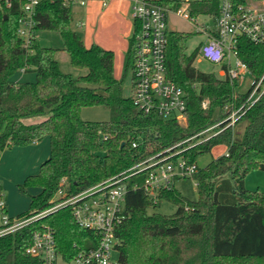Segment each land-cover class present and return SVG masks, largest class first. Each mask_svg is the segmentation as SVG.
Listing matches in <instances>:
<instances>
[{"label": "trees", "instance_id": "trees-1", "mask_svg": "<svg viewBox=\"0 0 264 264\" xmlns=\"http://www.w3.org/2000/svg\"><path fill=\"white\" fill-rule=\"evenodd\" d=\"M157 1L175 9L185 2L190 16H212L215 22L220 13V0ZM233 1L239 7L250 0ZM20 15V1L0 9V153L48 138L49 155L35 174L18 185L24 192L31 187L39 191L29 195L28 209L17 216L49 208L61 187L69 194L77 193L195 135L226 117V106H244L245 113L235 125L181 154L196 162L217 146H224L228 153L199 167L194 175L196 200L173 187L161 189L154 204L145 189H129L127 216L115 234L119 258L125 264H264V192L246 187L251 171L264 170V93L256 102H247L253 86L241 93L237 81L199 69L194 64L199 48L187 52L191 34L169 30L167 76L186 93V122L143 114L124 95L122 78L113 74V51L94 43L85 46L73 28L71 0H39L30 52L17 33ZM39 30L58 33L63 42L60 50L67 53L69 64L84 72L74 77L62 70L56 58L59 49L41 45L36 36ZM137 35L134 22L125 69L132 67ZM236 50L255 80L261 79L264 42L240 36ZM21 67L24 72L33 71L35 80H13ZM93 106L107 108L108 119H83L81 110ZM132 140L138 141L136 148L131 147ZM143 178L145 174H140L133 180L140 183ZM164 200L177 206L173 214L160 212ZM46 227L53 231L56 247L65 258L98 242L96 232L79 226L70 208L62 207L0 235V264H41L27 248L33 232Z\"/></svg>", "mask_w": 264, "mask_h": 264}, {"label": "built area", "instance_id": "built-area-1", "mask_svg": "<svg viewBox=\"0 0 264 264\" xmlns=\"http://www.w3.org/2000/svg\"><path fill=\"white\" fill-rule=\"evenodd\" d=\"M13 0H0V9L9 7ZM21 2V15L17 33L23 46L28 49L35 34L34 11L39 0H16ZM130 14L138 26V44L131 71V102L143 114L156 113L165 120L186 122L187 97L180 85L167 76L166 52L168 46L170 7L157 0H129ZM255 5L236 7L233 0H220V13L215 28L208 23L200 30L207 38L197 47L198 57L219 66L218 76L238 82L249 71L247 64L238 56L237 42L245 36L255 43L264 42V0ZM81 4L85 0L80 1ZM105 3V0H103ZM176 13L186 19L190 14L180 7ZM196 47V48H197ZM30 52L31 50L28 49ZM21 72L25 67L20 68ZM247 102L254 103L264 93V76L253 82ZM208 101L203 102V107ZM223 119L210 124L195 135L176 143L164 151L149 155L127 169L109 176L95 185L77 193L69 194L63 187L55 194L56 201L47 209L30 216H10L5 209L0 188V235L14 232L39 217L62 207H69L75 222L98 234L97 244L89 250H80L65 258L56 247L53 231L46 227L35 230L27 253L40 259L41 264H125L119 258V239L115 232L127 216L126 195L129 189H145L153 203H158L161 189H172L176 180L194 178L199 170L196 162L181 154L197 144L206 142L235 125L245 113L244 106L229 108ZM139 142H142L141 137ZM138 146L137 140L131 147ZM226 154L227 151L225 152ZM145 174L142 182L134 177ZM61 179V183L64 182ZM131 180V182H130ZM118 253L114 258L112 252Z\"/></svg>", "mask_w": 264, "mask_h": 264}, {"label": "rangeland", "instance_id": "rangeland-1", "mask_svg": "<svg viewBox=\"0 0 264 264\" xmlns=\"http://www.w3.org/2000/svg\"><path fill=\"white\" fill-rule=\"evenodd\" d=\"M80 0H74L71 5V14L73 17L72 26L75 30H77L83 40V35L85 32V28H80L76 25L78 20H84L86 15V7L80 5ZM103 2V0H99ZM109 0H105L108 2ZM187 1V0H184ZM257 0H250L249 4L255 5ZM183 8L186 7V3L182 2ZM126 9V8H125ZM123 9V13L126 12ZM169 11V28L170 30L180 31L185 33H190L191 36L187 42V52L191 53L201 42L206 40L207 35L206 32L200 30L199 28H204V24L208 23L210 28H215V20L212 16L206 15H199L197 17H190V19H186L183 16H180L176 13L175 8ZM120 10V9H119ZM186 10V9H185ZM119 23L117 24L118 29L120 30L125 26L124 15L119 11ZM126 15V13H125ZM129 11L127 12V20L130 19ZM123 18V19H122ZM134 25V22H133ZM105 39H109V37H113L115 35L114 31H109L108 28L102 29L99 32ZM36 36L39 40V43L44 46L58 48L56 58L60 64L62 70L69 72L72 76H77L84 72V70L76 69L69 64L68 55L65 51L60 50L63 46L62 39L60 35L54 31H44L39 30L36 32ZM96 44V43H94ZM195 66L203 71H214L218 74L219 66L215 65L207 60H201L200 57L197 56L195 62ZM114 75L118 78H122V85H123V93L126 96H130L131 93V71L129 69H125L124 65V58H114ZM15 81H33L35 80V73L33 71L21 72L18 70L12 77ZM255 81V77L251 74L250 71H247L243 78L238 80V91L241 93H245L249 91L252 87L253 82ZM81 116L85 120H92V121H103L107 120L109 113L108 109L103 106H93V107H85L81 110ZM38 120V119H37ZM185 123V122H182ZM42 145V144H40ZM39 149L38 146H36ZM41 147V146H40ZM48 147V146H47ZM46 147V149H47ZM11 149V148H7ZM4 149V150H7ZM42 149V148H40ZM3 150V151H4ZM48 150V149H47ZM2 151V152H3ZM226 152V148L224 146H217L215 147L212 152L201 154L197 158V163L199 167L207 166L213 159L217 158L218 156L224 154ZM1 154V153H0ZM34 158V156H33ZM14 157L7 159L6 161L0 162V186L2 191V199L7 204L8 212L9 210H27L29 206V195L35 194L39 191L36 187L27 188L26 192L21 191L19 189V184H21L24 180V176L26 174H35L38 169H35L34 173L29 171V173L22 174L21 172L24 170L25 167L18 168L15 164ZM39 168V167H38ZM32 170V167L30 168ZM28 172V171H27ZM174 186L187 198L191 200H196L198 198L197 192V181L194 178H186V179H179L176 180ZM246 187L250 190H261L264 192V170H253L251 171L246 177ZM160 212L164 214H173L177 206L168 200H164L162 202L161 207L159 208ZM152 212V210H149ZM24 212V211H23ZM112 255L114 258H117L118 253L113 251Z\"/></svg>", "mask_w": 264, "mask_h": 264}, {"label": "crops", "instance_id": "crops-1", "mask_svg": "<svg viewBox=\"0 0 264 264\" xmlns=\"http://www.w3.org/2000/svg\"><path fill=\"white\" fill-rule=\"evenodd\" d=\"M73 1L74 0H71V5ZM99 2H100L99 0H85L84 4L80 3V5L86 7V15L84 17L85 21L78 20L76 22L77 26H79L80 28L82 27L85 28L84 29L85 32L83 35V43L85 46H89L93 43H96L105 49L112 50L114 53V58L115 56H117V58L123 59L125 58L128 39L131 36L134 27L133 25L134 20L133 22L132 20H127V16H126L128 11L130 14V2L129 0H109L108 2L105 3L103 2L99 3ZM123 9H125L126 12L123 13ZM119 11H121V13L124 15V20H125L123 21L125 22V26L120 30L117 27V24L119 23V19H121L119 17L120 14ZM131 18L132 17L130 15V19ZM105 28H108L109 31L112 32L114 31L115 35H113V37L112 36L109 37V39H105L104 36L99 34V32ZM30 121L31 122L37 121V119H31ZM36 146H38L39 149H37ZM46 147L48 150L46 149ZM48 155H49V140L48 138H44L42 141L35 144L21 146V147H13L11 149L4 150L0 154V162L6 161L7 159L14 157V160L16 161L15 164L16 166H18V168L25 167L24 170L21 172L22 174L29 173V171H32V173H34L35 169H39L38 167L48 157ZM31 167L32 170H30ZM27 175L28 174H26V176ZM1 187L2 186H0V188ZM5 209L10 216H17L18 214L25 211V210L22 211L9 210L8 212L6 203H5Z\"/></svg>", "mask_w": 264, "mask_h": 264}, {"label": "water", "instance_id": "water-1", "mask_svg": "<svg viewBox=\"0 0 264 264\" xmlns=\"http://www.w3.org/2000/svg\"><path fill=\"white\" fill-rule=\"evenodd\" d=\"M123 144V143H122Z\"/></svg>", "mask_w": 264, "mask_h": 264}]
</instances>
